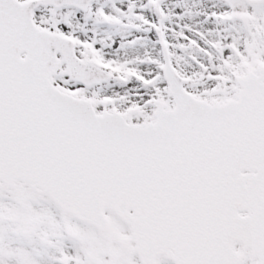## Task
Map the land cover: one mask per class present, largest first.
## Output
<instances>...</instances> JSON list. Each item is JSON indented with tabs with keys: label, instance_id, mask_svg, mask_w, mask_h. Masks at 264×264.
<instances>
[{
	"label": "rangeland",
	"instance_id": "rangeland-1",
	"mask_svg": "<svg viewBox=\"0 0 264 264\" xmlns=\"http://www.w3.org/2000/svg\"><path fill=\"white\" fill-rule=\"evenodd\" d=\"M34 21L73 37L76 54L110 75L91 87L64 75L52 82L90 98L97 111L116 110L131 122L152 120L159 101L172 106L161 74L162 46L185 88L209 102L233 96L234 74L264 65V0H93L85 11L39 6ZM250 21L260 39H246L239 50L228 47L233 38L223 44L220 30L227 36L246 31ZM105 213L109 227L98 230L35 188L0 182V264H141L129 227L109 207ZM251 260L245 251L240 264ZM156 264L172 263L161 255Z\"/></svg>",
	"mask_w": 264,
	"mask_h": 264
},
{
	"label": "water",
	"instance_id": "water-1",
	"mask_svg": "<svg viewBox=\"0 0 264 264\" xmlns=\"http://www.w3.org/2000/svg\"><path fill=\"white\" fill-rule=\"evenodd\" d=\"M67 3H78L85 6L88 0H64ZM36 3V2H34ZM56 4V3H55ZM57 3L56 5H59ZM29 19V11L26 12V20ZM33 34V35H32ZM30 36V39L27 42L28 48H33V44L37 41L39 37H42L41 43L45 45V47L49 46L50 51H53L54 44H56V36H48L44 34V32H35ZM57 45V44H56ZM48 57H46V60ZM47 66V65H46ZM54 67L53 62L50 63L42 73V75L47 79L52 69ZM164 73H168V70L164 71ZM169 74H171L169 72ZM106 77V76H105ZM252 76L248 75V77L243 78L244 82V92L250 91L254 89L253 95L254 97L250 98L248 101H244L242 104L240 102H233L229 101L226 104L217 105L214 104L212 106L202 102L197 101L191 98L189 94H185L189 100L186 102L189 104V115L187 117V121H189L188 128L191 131L197 133L198 137L196 141L200 143V130L203 128L205 129V135L208 141L212 139L208 135H212V129L214 132H229L232 133H240L241 137L244 139L243 146L241 144H236L232 141L229 144H221L217 150V154L227 153V156L232 162H238L241 158L243 159L246 157L250 162V167L248 165L242 164L243 167L250 169V168H257L259 170V174L257 175H250L248 178L249 184L252 186L254 194L252 196V200L257 203V207L255 208L256 211L262 216L264 219V200L261 197L263 192L264 183L261 189H258L257 184L259 182H264V167L263 165H255L254 163L259 164L261 161L264 160V143H259L256 146H252L255 138L258 137L259 132H253L248 135V128H262L264 127V121H255L256 117L260 116L257 114L258 111H264V86L260 83L263 75L256 77V80L249 79ZM248 79V80H247ZM242 81V80H241ZM249 83V85H246ZM174 90H179V82L175 85H172ZM257 88V89H255ZM52 91V90H51ZM243 92V93H244ZM242 93V95H243ZM49 95L51 92H44L43 99L40 103L35 105L33 108L39 110L40 114H56L62 115L61 112L53 110L52 107L55 109H60L62 111H66L69 113L71 109V104L69 101L58 98L53 103L52 107L48 105ZM71 101V100H70ZM161 108V106H159ZM181 103L178 102V108L171 113H165L161 110L157 113L158 117L167 114L170 115L167 117L168 120H171L174 115H177L178 112L181 110ZM253 112H252V110ZM241 110H245L243 115H241ZM244 116V117H243ZM240 117H243L242 120H239ZM164 117H160L162 119ZM107 121H117L115 125L117 128L120 129V123L117 118L105 116ZM112 119V120H111ZM264 120V118H263ZM122 124V123H121ZM131 128L132 133L140 134L142 132V127L140 126L138 129L133 126H129ZM190 133V131H187ZM186 132V134H187ZM50 134V133H48ZM180 131L176 133L173 130H164L161 126H157V124L148 125L145 127L144 137L147 138L149 141L150 148L153 149L156 146L158 149L163 148L167 154H172L173 152L170 150L171 146H175L180 143H173L166 141L167 137L172 138L175 135H180ZM142 135V133H141ZM128 144L132 147L137 144L138 138H127ZM230 144H234L229 147ZM252 146V147H251ZM120 146L118 150L121 148ZM233 150H237L238 153L244 154L245 156L237 157ZM250 150H253L250 153ZM52 152L58 157L57 167L55 162L45 161L43 166H33L31 162L24 157H21V168L23 169V174L26 179L29 180H40V183L44 185L45 189H51L54 194H52L56 200L60 201L63 206L68 207L74 213L79 215L81 218H85L88 220H93L94 216H91L94 212L93 207L97 206L98 210H100L102 202L108 196L109 189L105 186V181L102 179V184L105 188L101 189L99 184L95 181V177L93 174L84 176V180L81 177H78V170L81 168H87L84 164L85 160H81L82 158L86 159L87 150L82 145L80 141H77L74 138L70 139H59L56 141L55 145L52 147ZM118 152V151H117ZM116 152V154H117ZM178 154L174 155L175 159H170V165L173 167L171 169V173L179 172L178 169L181 168L180 158H181V151L177 150ZM80 161H76L77 158ZM67 160L70 162L68 163ZM253 161V164H251ZM236 164V163H235ZM235 164L231 163L229 165L230 174L234 175V167ZM50 166V167H49ZM30 167H33L35 172L28 171ZM228 167V165H227ZM152 170H155L153 168ZM39 174L40 177H36V174ZM84 174L86 172L83 171ZM103 174V173H101ZM229 174V175H230ZM73 176L74 182L77 184L75 187L79 189V191L84 192V194L80 197L74 196H64L68 187V182L66 181L68 176ZM231 176V175H230ZM235 177V176H234ZM231 182L228 183V188L231 192L234 191L235 184H238V190L243 188L242 185L244 181L242 177L233 176L230 177ZM234 181V182H233ZM203 182L204 179L200 177V175L196 176L193 180L192 185L200 191V212H207L206 206L208 205V196L203 192ZM33 182H31L32 184ZM34 184V183H33ZM187 186V185H186ZM77 193V192H74ZM78 194V193H77ZM99 194V195H98ZM111 194V193H109ZM98 195V197H97ZM207 197H205V196ZM97 197V199H96ZM111 197V196H110ZM109 197V198H110ZM114 197H111V199ZM94 199V200H93ZM96 199V201H95ZM129 200L124 201L125 204L121 203L122 206L114 199L113 204L116 206V209L121 213L123 217L130 223L133 233L135 235V239L138 244V251L141 252L143 257L148 261L149 264H154L153 259L156 254H160L164 251L167 243L171 244L174 247V250L177 254H174L172 257L175 260L176 264H183L181 260H185L186 262L195 255L200 254V264H236L239 261V255L232 250L233 241L235 239H241L244 242V246L250 245L252 248L256 245L254 241L261 240L264 237V225L263 223H200V227H202V232L200 233V240L195 241L192 238H188L184 241L183 248H181V237L180 232L175 227H172L169 230L168 236L167 234V223H159L158 231L155 230L157 228V223H152V216L149 213H146L144 216L138 215L136 209L138 208V203H135ZM225 204L228 201L225 200ZM140 204V203H139ZM135 209V214H126L124 210L128 206H131ZM96 208V209H97ZM201 212V213H202ZM233 215H236L235 212H232ZM201 217V216H200ZM251 218V215L249 216ZM254 220L258 219L257 216L253 218ZM144 222V223H141ZM256 225V226H254ZM255 229L260 230L262 229V233L259 238L251 237L252 235L249 234L248 229ZM171 236V237H169ZM201 236H205L202 238ZM154 242V243H153ZM259 250V249H257ZM260 257V255L258 254ZM188 259V260H187ZM185 262V263H186ZM195 264H199L197 261Z\"/></svg>",
	"mask_w": 264,
	"mask_h": 264
},
{
	"label": "bare ground",
	"instance_id": "bare-ground-1",
	"mask_svg": "<svg viewBox=\"0 0 264 264\" xmlns=\"http://www.w3.org/2000/svg\"><path fill=\"white\" fill-rule=\"evenodd\" d=\"M222 18H224V19H227V20H230V17L229 18H225V16H222V15H220ZM175 18V15H172L171 16V19H174ZM256 25V23H254V22H249L248 24H247V28L249 29V30H246V31H241L242 30V28H241V30L240 31H238L237 33H233V31L231 32L230 31V35L229 36H227L224 32H225V29L223 30H220L218 33H220L221 34V37H222V40H223V44L225 45L227 42H229L230 40H231V38H233L235 41H233V45H228V47H232V49L233 50H239V49H243V48H245V41H246V39H248V38H252V39H258L259 38V36H260V33L257 31V30H255V28H254V26ZM260 39V38H259ZM225 41H227V42H225ZM213 45V44H212ZM146 58H143L142 60H140L139 58H138V60L140 61V62H142V61H144ZM137 62V61H136ZM114 223H116V222H114ZM250 263H253L252 262V260L251 261H249Z\"/></svg>",
	"mask_w": 264,
	"mask_h": 264
}]
</instances>
